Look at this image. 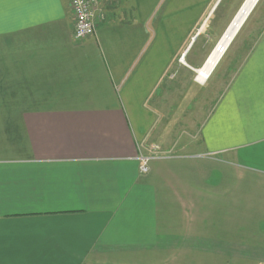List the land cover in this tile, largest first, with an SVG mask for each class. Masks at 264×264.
<instances>
[{"label": "crops", "instance_id": "0c3cea01", "mask_svg": "<svg viewBox=\"0 0 264 264\" xmlns=\"http://www.w3.org/2000/svg\"><path fill=\"white\" fill-rule=\"evenodd\" d=\"M206 1L99 0L76 40L69 0H2L0 264H264V11L198 130L139 170Z\"/></svg>", "mask_w": 264, "mask_h": 264}, {"label": "rangeland", "instance_id": "374dc122", "mask_svg": "<svg viewBox=\"0 0 264 264\" xmlns=\"http://www.w3.org/2000/svg\"><path fill=\"white\" fill-rule=\"evenodd\" d=\"M218 1L207 0L203 4L182 43L181 50L176 53L171 68L159 88V93L154 100L159 123V136L157 134L155 137L156 145L165 144L166 147H171L178 142L184 143L189 140L190 134L198 130L219 98L222 88L215 86V82L228 59L226 58L221 63L214 75L207 81L197 80L196 70L215 49L220 37L244 0ZM263 11L264 0H260L232 42L231 52L235 51L245 28L251 26ZM189 45L190 48L187 50Z\"/></svg>", "mask_w": 264, "mask_h": 264}, {"label": "built area", "instance_id": "2783aa9c", "mask_svg": "<svg viewBox=\"0 0 264 264\" xmlns=\"http://www.w3.org/2000/svg\"><path fill=\"white\" fill-rule=\"evenodd\" d=\"M69 3L74 18V38L85 40L95 36L96 24L101 17L98 0H69ZM162 157L159 147L151 146L146 155L139 157L140 172L146 174L149 163Z\"/></svg>", "mask_w": 264, "mask_h": 264}, {"label": "bare ground", "instance_id": "6f19581e", "mask_svg": "<svg viewBox=\"0 0 264 264\" xmlns=\"http://www.w3.org/2000/svg\"><path fill=\"white\" fill-rule=\"evenodd\" d=\"M260 0H244L235 16L220 37L215 49L208 55L202 66L196 70L197 80L207 81L214 72L219 59L232 43L235 35L244 26L245 21L256 8ZM219 48V49H218ZM220 49L222 51L220 52Z\"/></svg>", "mask_w": 264, "mask_h": 264}, {"label": "water", "instance_id": "95a60500", "mask_svg": "<svg viewBox=\"0 0 264 264\" xmlns=\"http://www.w3.org/2000/svg\"><path fill=\"white\" fill-rule=\"evenodd\" d=\"M220 1V0H219ZM218 1V2H219ZM218 2H217V4H218ZM217 4L215 5V7L212 9V12L214 11V9L216 8V6H217ZM219 49V48H218ZM222 51V49H220V52Z\"/></svg>", "mask_w": 264, "mask_h": 264}, {"label": "snow or ice", "instance_id": "6c2138e0", "mask_svg": "<svg viewBox=\"0 0 264 264\" xmlns=\"http://www.w3.org/2000/svg\"><path fill=\"white\" fill-rule=\"evenodd\" d=\"M0 3H2V0H0Z\"/></svg>", "mask_w": 264, "mask_h": 264}]
</instances>
